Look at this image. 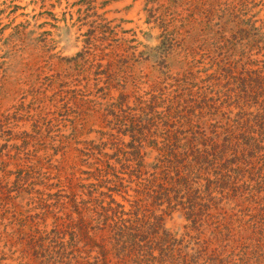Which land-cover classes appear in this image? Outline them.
<instances>
[{"label":"rangeland","instance_id":"rangeland-1","mask_svg":"<svg viewBox=\"0 0 264 264\" xmlns=\"http://www.w3.org/2000/svg\"><path fill=\"white\" fill-rule=\"evenodd\" d=\"M0 264H264V0H0Z\"/></svg>","mask_w":264,"mask_h":264}]
</instances>
